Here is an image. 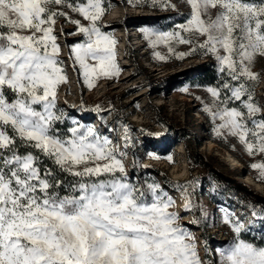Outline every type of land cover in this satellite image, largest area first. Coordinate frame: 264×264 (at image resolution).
I'll return each instance as SVG.
<instances>
[{
    "label": "snow or ice",
    "instance_id": "obj_1",
    "mask_svg": "<svg viewBox=\"0 0 264 264\" xmlns=\"http://www.w3.org/2000/svg\"><path fill=\"white\" fill-rule=\"evenodd\" d=\"M127 2L177 7L172 0ZM180 2L188 8L183 23L168 31L143 27V39L177 59L212 58L217 82L206 88L211 102L203 110L214 134L235 139L249 157H264V103L255 96L262 74L254 71L264 59V0ZM111 6L109 0H0V264H264V231L254 229L257 217L264 227V205H248L251 219L221 209L231 241L215 249L205 241V255L215 258L202 259L175 198L154 178L130 173L128 126L119 145L61 107L59 90L68 82L62 23L74 26L67 35L80 37L69 59L87 88L121 72L117 40L102 23ZM176 45L189 51L177 52ZM168 54L154 52L161 61ZM250 167L264 180V162ZM194 187V181L173 185L183 210L204 217Z\"/></svg>",
    "mask_w": 264,
    "mask_h": 264
},
{
    "label": "rangeland",
    "instance_id": "obj_2",
    "mask_svg": "<svg viewBox=\"0 0 264 264\" xmlns=\"http://www.w3.org/2000/svg\"><path fill=\"white\" fill-rule=\"evenodd\" d=\"M109 2L112 6L102 23L104 30L117 40L116 59L121 72L111 79L100 78L92 89L87 88L69 59V46L80 37L67 35L74 31V26L64 22L65 34L59 35V41L68 82L60 87L59 103L71 115L109 135L116 144L123 145V129L128 126L126 162L130 173L134 178H154L169 191L182 221L197 238L201 258L214 259L211 252L205 255L204 242L215 249L232 238L222 222L221 209L251 219L248 205H264V180L250 167L252 163L264 162V157H249L235 139L225 141L214 134L213 123L203 110L204 104L211 102L210 94L207 87L194 82L202 65L215 66L212 58L192 54L177 59L167 53L166 46L152 49L143 39L141 28L171 30L183 23L188 8L180 0H172L177 7L167 11L136 6L127 0ZM60 29L58 23V33ZM176 49L188 52L189 46L176 45ZM155 51L168 54L170 59H157ZM254 71L262 74L255 82V96L264 103V59H257ZM185 87L188 92L183 91ZM97 106L101 111H86ZM230 155L240 162L239 166L228 161ZM134 168L139 173H134ZM189 181L195 182L194 190L190 189L194 192L192 199L206 211L204 217L198 211H184V197L173 188L174 184ZM197 218L199 224L191 223ZM254 229L264 231L259 217Z\"/></svg>",
    "mask_w": 264,
    "mask_h": 264
},
{
    "label": "trees",
    "instance_id": "obj_3",
    "mask_svg": "<svg viewBox=\"0 0 264 264\" xmlns=\"http://www.w3.org/2000/svg\"><path fill=\"white\" fill-rule=\"evenodd\" d=\"M198 83L199 86L208 87L216 84L217 82V72L215 66H209L208 64L202 65V67L198 70V74L196 76V80L194 82ZM132 160H136L134 154L132 152ZM134 173H139L135 168L133 169ZM255 232L250 233L249 235H253Z\"/></svg>",
    "mask_w": 264,
    "mask_h": 264
},
{
    "label": "bare ground",
    "instance_id": "obj_4",
    "mask_svg": "<svg viewBox=\"0 0 264 264\" xmlns=\"http://www.w3.org/2000/svg\"><path fill=\"white\" fill-rule=\"evenodd\" d=\"M228 161H231V164L234 165V166H239L240 165V162L237 161L236 158H233L232 155H230V158L228 159Z\"/></svg>",
    "mask_w": 264,
    "mask_h": 264
}]
</instances>
